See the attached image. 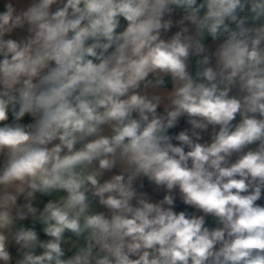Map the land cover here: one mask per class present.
<instances>
[{
	"label": "clouds",
	"instance_id": "9594fccd",
	"mask_svg": "<svg viewBox=\"0 0 264 264\" xmlns=\"http://www.w3.org/2000/svg\"><path fill=\"white\" fill-rule=\"evenodd\" d=\"M0 264H264V0H0Z\"/></svg>",
	"mask_w": 264,
	"mask_h": 264
}]
</instances>
